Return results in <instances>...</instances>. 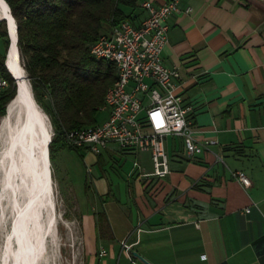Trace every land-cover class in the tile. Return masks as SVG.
Wrapping results in <instances>:
<instances>
[{"label":"crops","instance_id":"obj_1","mask_svg":"<svg viewBox=\"0 0 264 264\" xmlns=\"http://www.w3.org/2000/svg\"><path fill=\"white\" fill-rule=\"evenodd\" d=\"M179 7L191 11L168 18L163 59L182 67L196 139L216 142L190 159L170 140L164 177L144 175L153 171L148 151H80L96 176L83 197L69 183L64 190L77 202L89 264H113L117 250L125 255L117 264H264V0H180ZM145 15L140 10L135 23ZM57 186L63 192L58 179Z\"/></svg>","mask_w":264,"mask_h":264},{"label":"built area","instance_id":"obj_2","mask_svg":"<svg viewBox=\"0 0 264 264\" xmlns=\"http://www.w3.org/2000/svg\"><path fill=\"white\" fill-rule=\"evenodd\" d=\"M179 1L167 0L156 5L153 0H144L141 7L146 15L139 24L125 20L100 34L102 45L98 50L113 55V61H120L124 80H115L118 91L111 92V102L102 104L100 110L107 116L103 122L65 130L68 148L95 154L112 146L124 152L148 151L153 171L144 175L164 177L171 171L167 148L170 140L175 141L179 154L190 159L216 142L196 139L195 104L183 93L186 79L182 67L168 66L163 59V49L169 41L168 18L174 12L191 11V7L182 10ZM189 77L199 80L195 73ZM0 91H4L1 77ZM134 166L140 168L137 161ZM237 177L250 185L244 173L238 172ZM122 246L132 255L127 240L122 241ZM106 254L105 249L99 251L101 257ZM132 262L136 264L135 260Z\"/></svg>","mask_w":264,"mask_h":264},{"label":"trees","instance_id":"obj_3","mask_svg":"<svg viewBox=\"0 0 264 264\" xmlns=\"http://www.w3.org/2000/svg\"><path fill=\"white\" fill-rule=\"evenodd\" d=\"M18 24L21 60L37 101L51 116L56 132L49 144L51 161L66 148L64 133L95 124L108 89L117 79L114 63L97 60L92 45L107 28L125 20L135 23L144 11V0H6ZM0 38L6 52H0V67L8 87L0 96V113L17 91V84L6 66L10 44L8 30ZM44 94L51 100L47 105ZM75 150V149H74ZM80 152V150H77ZM104 214H99L103 220Z\"/></svg>","mask_w":264,"mask_h":264},{"label":"bare ground","instance_id":"obj_4","mask_svg":"<svg viewBox=\"0 0 264 264\" xmlns=\"http://www.w3.org/2000/svg\"><path fill=\"white\" fill-rule=\"evenodd\" d=\"M11 24L14 44L8 64L15 76H23L26 70L16 45V19H11ZM101 45L100 35L91 47L92 55L113 62L118 71L116 80H124L120 61L101 53ZM0 77L7 88L1 67ZM20 85L22 104L12 101L0 122V212L12 213L0 259L1 264H51L50 238L55 235L57 211L48 147L54 133L48 115L34 100L32 86L27 80H21ZM112 91H118L117 81L108 89L103 104L111 102Z\"/></svg>","mask_w":264,"mask_h":264},{"label":"rangeland","instance_id":"obj_5","mask_svg":"<svg viewBox=\"0 0 264 264\" xmlns=\"http://www.w3.org/2000/svg\"><path fill=\"white\" fill-rule=\"evenodd\" d=\"M1 29L7 30V24H3L1 26ZM0 52L1 54H4L6 52V48L4 46L2 38H0ZM22 64H24L23 60ZM33 94L35 97L34 90ZM12 99H10V101ZM50 100L51 98L47 94H44L45 104L48 105L50 103ZM8 103L6 104L5 113H0V122L7 113ZM38 104L48 115L52 125L53 133H55L56 128L51 120V116L46 112V110L39 102ZM105 118L106 113L101 112L99 115L100 121L105 120ZM51 162L57 211L55 235L50 238L51 264H89L87 263L85 251L83 248V233L81 230L79 215L77 214V202L74 198V195L71 192L65 193L64 189H66V184L69 183L73 186L76 196H85L86 182L88 181L89 184L92 181L93 176H96V172H92V174H90L85 166L83 154L77 150L70 148L61 149ZM57 179L60 182V186L63 192H61L57 186ZM9 213V211H6V213L4 214L0 212V253H2L3 251V241L5 238V233L7 234L12 223L10 221L12 220V213ZM124 256V254H120V250H117L115 257L112 260L113 264H117L118 259L120 260V258H122L124 261Z\"/></svg>","mask_w":264,"mask_h":264},{"label":"water","instance_id":"obj_6","mask_svg":"<svg viewBox=\"0 0 264 264\" xmlns=\"http://www.w3.org/2000/svg\"><path fill=\"white\" fill-rule=\"evenodd\" d=\"M0 12H1L0 21L1 20H5L6 21L7 30H8V34H9V38H10V44H9V47H8V50H7V55H6V66H7L8 70H9V72L11 73V75L13 76V78L15 79L16 84H17L16 94L13 97V99L7 105V113L6 114H8L9 105H10V103H12V101L16 100L17 101V105L22 104V100L20 98V95H21V92H22L21 91V85H20L21 80H27L29 82L30 86H31V82H30V77L28 76L27 72L23 76H15V74L12 72V70L9 67L8 60H9V56H10V51H11V49L13 47V44H14V42H13L14 40H13V36H12V32H11V25H12L11 24V19H15V17L13 16L12 11H11V7H10L9 3L6 0H0ZM15 28H16V45H17V48H18V46H19V44H18V39H19V37H18V24H15ZM34 100H35V98H34Z\"/></svg>","mask_w":264,"mask_h":264}]
</instances>
